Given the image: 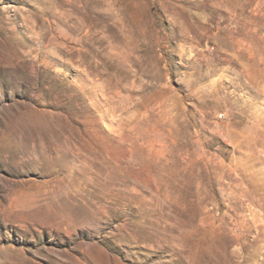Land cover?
I'll list each match as a JSON object with an SVG mask.
<instances>
[{
  "label": "rangeland",
  "instance_id": "374dc122",
  "mask_svg": "<svg viewBox=\"0 0 264 264\" xmlns=\"http://www.w3.org/2000/svg\"><path fill=\"white\" fill-rule=\"evenodd\" d=\"M0 264H264V0H0Z\"/></svg>",
  "mask_w": 264,
  "mask_h": 264
}]
</instances>
